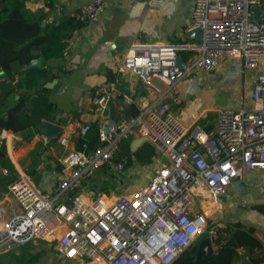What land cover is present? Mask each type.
<instances>
[{"label": "built area", "instance_id": "obj_1", "mask_svg": "<svg viewBox=\"0 0 264 264\" xmlns=\"http://www.w3.org/2000/svg\"><path fill=\"white\" fill-rule=\"evenodd\" d=\"M105 3L89 0L81 15L98 18ZM255 6L264 12V0H194L195 45L134 44L118 69L138 76L146 89L162 91L163 80L193 81L197 69L211 71L224 58H240L245 68L257 70L251 108H220L213 126L188 127L172 111L171 102L181 101L173 96L113 119L107 109L114 98L126 106L135 98L115 78L103 80L92 99L99 143L92 146L85 139L89 124L73 129L83 138L81 147L62 156L49 189L18 172L6 191L17 209L9 212L0 199V253L45 242L73 264H171L205 228L211 233L208 216L220 207L228 185L245 169H264V16H252ZM181 48L191 50L182 66L176 63ZM131 132L154 143L166 161L136 191L108 196L94 189L84 197V184L96 171L122 172L134 157L119 153L121 140ZM4 136L0 131V141ZM68 142L69 136H59L61 145Z\"/></svg>", "mask_w": 264, "mask_h": 264}, {"label": "crops", "instance_id": "obj_2", "mask_svg": "<svg viewBox=\"0 0 264 264\" xmlns=\"http://www.w3.org/2000/svg\"><path fill=\"white\" fill-rule=\"evenodd\" d=\"M88 1H25V6L31 10L44 12L42 24L57 23L67 17L73 18L74 22L78 20L81 24L71 29L66 37L63 56L50 57L47 60L51 71L56 75L48 81L56 79V82L52 86H45L44 83L45 88L38 87L33 90L36 100L31 108L37 128L32 136L26 140L22 138L21 132L2 129L6 136L4 140L7 155L17 174L19 171L27 173V169H30L31 175L27 174L31 179L37 178L39 182L34 183L44 189L51 187L53 172L60 167L62 156L70 149L81 147L77 134L72 132L73 129L97 120L92 100L95 88L110 76L117 80L120 89L134 96L135 102L132 104L137 108L144 104L159 103L162 99L171 101L173 96L179 97L181 101L177 104L171 102V108L180 123L188 127L194 123L204 127L213 126L216 111L220 108L239 109L253 106L250 92L257 70L245 68L240 58H224L211 71L197 69L193 81L181 78L168 83L163 80L160 82L162 91L146 89L138 76L129 71L118 70L123 57L132 51L134 44L178 42L195 45L199 40V31L193 27L194 0H106L104 10L93 20L80 16L82 5ZM190 51L185 48L179 50L183 61L190 60ZM20 78L21 75L16 73L10 80L14 83ZM3 80L5 73L0 70V83ZM205 87L215 92H228L227 100L231 106L201 104L196 95L206 89ZM246 90L248 94L245 97ZM161 94H164L163 98L160 97ZM126 107L118 98H114L109 103L107 113L111 118L118 119L125 115ZM46 119L58 126L57 129H52L51 136L43 133V121ZM60 135L69 136L67 146L59 143ZM127 138V151L137 149L143 143L135 132H131ZM37 145V163L32 166L34 153L31 152ZM119 153L127 154L121 151ZM130 153L134 154L133 151ZM134 158L135 156L125 166V173ZM164 161L166 157L155 164L151 173ZM103 172L108 171L99 169L92 176V180L85 182L81 193L84 197H91V191L99 189L97 185H92V181L96 183V180H105ZM42 180H45V184H41ZM100 189L108 196L121 193L107 187ZM220 203V207L208 216L209 225L221 226L240 220L253 225L257 235L264 239V213L255 208L256 204L264 205V169H245L242 178L228 185ZM232 264H244L241 255Z\"/></svg>", "mask_w": 264, "mask_h": 264}, {"label": "trees", "instance_id": "obj_3", "mask_svg": "<svg viewBox=\"0 0 264 264\" xmlns=\"http://www.w3.org/2000/svg\"><path fill=\"white\" fill-rule=\"evenodd\" d=\"M25 1L0 0V70L5 73V80L0 83V131L10 129L21 132L22 138L28 140L37 128L31 108V104L36 100L32 94L33 90L38 87L45 88L43 84L56 76L51 71L50 64H47V60L50 57L63 56L66 37L71 29L81 22L78 20L74 22L73 18L67 17L57 23L42 24L44 12L31 10L25 6ZM39 55L42 57V63L28 66L30 60ZM16 73L20 74L21 78L13 83L10 78ZM23 106H25L24 110H22ZM125 109V115L138 112L135 104H129ZM85 139L92 146L99 143L96 121L89 124ZM80 141H83V138L79 139V143ZM38 150L39 145L31 152L34 153L32 166L37 163L35 153ZM3 168H6L8 173H4ZM0 169L1 199L2 193L7 191L8 184L17 175V170L7 155L4 138L0 141ZM27 173L31 175V170L27 169ZM92 185H97L99 189L103 188L93 181ZM255 208L264 213L263 204H256ZM207 229H212L211 233H204V236L211 237L214 247L210 254L197 258V245L193 244L180 253L171 264H232L240 255L244 264H264V239L257 235L253 225L238 220L221 226L211 224ZM31 244V242L20 244L21 251L18 254L13 253L15 248L8 250L12 252L13 263L15 259V264L37 263V254L26 250ZM0 264H8L4 254L1 253Z\"/></svg>", "mask_w": 264, "mask_h": 264}, {"label": "rangeland", "instance_id": "obj_4", "mask_svg": "<svg viewBox=\"0 0 264 264\" xmlns=\"http://www.w3.org/2000/svg\"><path fill=\"white\" fill-rule=\"evenodd\" d=\"M198 93H197V95L196 94L195 95H196L197 99L200 100L201 104L202 103L205 105L207 103L211 104V105L226 104L227 106H231L229 104V100H227L229 93L224 92L223 90H218V92H215L214 90L212 91V90L206 88V89H203L201 92H198ZM247 94H248V90H246V92H245V97L247 96ZM216 97H217V99H216ZM5 137L6 136H4V138ZM127 140H128L127 137L123 138L121 140L120 151L126 152L127 154H129L131 151H133L134 156H135L134 160L127 167L126 173H125V170H123L122 172H119V173L110 172V171L106 172V173L103 172V175L106 178L105 182H104V180H101V181L96 180V184H98L100 187H107V189H109V190L111 189L115 192H121V193H129V192L136 191L148 183V181L150 180V178L153 174L151 172H152V169L155 166V164L159 160L165 159V157H163L161 151L157 147H155L149 140H143V143L137 149L135 148L133 150L131 149L128 151H127V143H128ZM128 163H129V161L126 163V165ZM121 178H122V180H120ZM33 181H35V180H33ZM40 182H41V184H45V180H42ZM37 183H39V182H37ZM40 188H42V187H40ZM11 195L12 194L9 192H6V193L4 192V193H2V198H1L2 205L5 208H7V210L9 212L17 209L15 199ZM207 226H209V224ZM204 232H206V228L203 231V233L198 235L193 240V242L188 246V248H186V249H189L193 244L198 245L202 236L204 237ZM19 245L20 244L12 247V248H15V250L13 251L14 254H18L21 251V247ZM12 248H10V249H12ZM8 250L1 252V254H4V259L8 262V264H15L16 259L14 260V263H13L12 252L10 253V251H8ZM26 250H27V252H31L32 254H37L38 259L36 261L37 262L36 264H73L70 260L61 259V258L57 257L53 253V251L51 250V247L49 246V244L45 243V242H39L37 244H31V246L29 248H26Z\"/></svg>", "mask_w": 264, "mask_h": 264}, {"label": "water", "instance_id": "obj_5", "mask_svg": "<svg viewBox=\"0 0 264 264\" xmlns=\"http://www.w3.org/2000/svg\"><path fill=\"white\" fill-rule=\"evenodd\" d=\"M261 14L264 16V12L261 11V9L259 7H254L253 8V13H252V16L254 18H256L257 20H261ZM263 21H264V18H263ZM197 31H199L197 28H196ZM41 55L33 58L30 60L28 66L30 65H40L41 64ZM176 63L178 65H184V61L182 59V56L181 54H178L176 56ZM56 82V79H52V80H49V81H46L45 82V86H52L54 83ZM25 106L22 107V110H24ZM43 125H44V128H43V133L46 134L47 136H51L52 135V129H57L58 126L57 124H54L51 120L49 119H46L43 121ZM143 140H147L146 137H140L139 138V141H143ZM211 237L210 236H204L201 238V240L199 241L198 245H197V249H196V257L197 258H200L202 256H205V255H208L210 254L212 251H213V247H212V244H211ZM14 247V246H11V248Z\"/></svg>", "mask_w": 264, "mask_h": 264}]
</instances>
